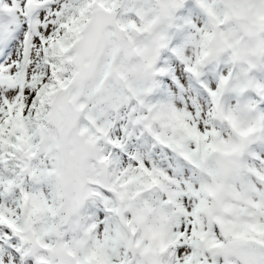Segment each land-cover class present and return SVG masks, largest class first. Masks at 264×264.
<instances>
[{
	"label": "snow or ice",
	"instance_id": "obj_1",
	"mask_svg": "<svg viewBox=\"0 0 264 264\" xmlns=\"http://www.w3.org/2000/svg\"><path fill=\"white\" fill-rule=\"evenodd\" d=\"M0 264H264V0H0Z\"/></svg>",
	"mask_w": 264,
	"mask_h": 264
}]
</instances>
